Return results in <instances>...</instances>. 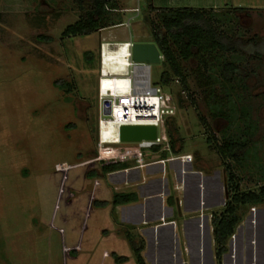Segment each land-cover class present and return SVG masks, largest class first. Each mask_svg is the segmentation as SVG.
I'll return each instance as SVG.
<instances>
[{
  "label": "rangeland",
  "instance_id": "rangeland-1",
  "mask_svg": "<svg viewBox=\"0 0 264 264\" xmlns=\"http://www.w3.org/2000/svg\"><path fill=\"white\" fill-rule=\"evenodd\" d=\"M257 1L234 0L245 6ZM150 4L111 0L106 22L119 23L64 36L65 27L79 18L73 0H0V264H139L129 240L142 247L144 264H264V204L238 208L240 220L220 257L211 225L212 214L228 199L226 165L242 191L264 188V55L195 53L193 63L180 60L188 90L175 77L161 84L168 69L162 56L150 65L149 77L180 102L171 124L165 123L179 152L172 151L167 135L168 150L166 143L151 156L153 148L142 150L141 161L135 156L102 160L99 154L100 44L150 38L152 29L161 27V7ZM176 4L197 6L198 0ZM256 13L238 20L234 12L215 26L228 35H236L238 27L247 32L244 37L262 40ZM86 51L93 53L91 61ZM229 61L243 72L224 84L219 71ZM224 137L247 140V153H238L243 159L223 160L218 147ZM184 154L192 156L191 163L166 160ZM157 158L164 162L149 170L160 177L165 169L161 186L148 180L137 186V169L106 174L101 169L103 162L120 161L144 171L149 159ZM132 191L139 202L146 192L154 198L142 207L113 202L114 194ZM139 216L150 221L139 223ZM160 223L167 225L159 228Z\"/></svg>",
  "mask_w": 264,
  "mask_h": 264
},
{
  "label": "trees",
  "instance_id": "trees-1",
  "mask_svg": "<svg viewBox=\"0 0 264 264\" xmlns=\"http://www.w3.org/2000/svg\"><path fill=\"white\" fill-rule=\"evenodd\" d=\"M80 9L78 20L65 27L63 30L64 36L70 35H89L100 28L107 25L116 24L119 22L108 24L106 22L109 18L108 4L111 0H73ZM151 0H147V2ZM149 8L154 7L150 4ZM160 10V9H159ZM243 7H235L233 9H226L224 13H218L212 8H192V7H163L159 13V21L161 27L153 28L150 32V38L140 40L138 42H154L163 56V66L165 69L160 77L162 85H168L172 77L178 79L183 90H188L186 76L183 74L180 60L190 61L194 60V54L201 55L203 52H233L245 54L250 58H260L264 55V41L258 40L255 37H244L247 32L243 29L236 28L234 31L236 35H228L217 30L215 23L220 22L222 17L230 20L231 13L237 11H244ZM236 19V16H234ZM239 32V33H238ZM241 33V35H240ZM243 33V34H242ZM84 57L87 61L93 59V53L86 51ZM203 67H208L205 59L199 60ZM193 63V62H192ZM242 69L233 62H223L219 76L224 84H231L236 78L237 74L242 73ZM208 78V77H207ZM176 100V105H180ZM244 109H242L243 111ZM218 114H221L219 111ZM201 117V116H200ZM172 117L166 119L169 126ZM250 125H248L249 127ZM167 135L170 139V147L174 153L179 150L175 149V139L173 132L167 128ZM218 147V150L224 159H232L239 161L238 153L245 149L246 139H225ZM210 142V139H207ZM246 147V148H245ZM153 150H158L159 146H153ZM124 162L115 161L102 164V172L109 173L126 168ZM227 168V194L228 199L225 206L220 213L212 214V235L216 243V254L220 257L226 252V245L230 237L233 235L236 225L240 220L237 213L239 207L244 205L259 206L264 204V188L260 187L259 191H242L239 186L237 175L233 169L226 165ZM136 200L134 193L122 194L116 193L113 196L115 204L128 203ZM169 204L173 203V198L168 197ZM129 243L136 255L139 264H144L140 253L142 247H139L133 240Z\"/></svg>",
  "mask_w": 264,
  "mask_h": 264
},
{
  "label": "built area",
  "instance_id": "built-area-1",
  "mask_svg": "<svg viewBox=\"0 0 264 264\" xmlns=\"http://www.w3.org/2000/svg\"><path fill=\"white\" fill-rule=\"evenodd\" d=\"M130 42V47H131ZM103 45V41L101 43ZM130 58V56H129ZM162 58V55H161ZM145 65L136 64L131 62L129 69V89L127 92H120L117 95L111 96V91L107 90L106 94L101 96L103 99V112L104 109L110 110L109 114L103 113V118H110L111 111H114V107H120L122 113L125 116V120L120 125H154L156 127V138L154 140H144L135 144L134 147L121 148L122 142L117 144H104V149H111L116 152L117 157H138L141 161L142 150L150 149L153 146H161L166 143L165 149L168 150L167 135L165 133V123L168 117L175 115L176 99L170 94L164 92L158 85H152L149 77L148 79L143 75L140 68ZM143 103V105H141ZM132 114V116H130ZM127 117H130L128 119ZM127 118V119H126ZM137 119V121H136ZM160 148V149H161ZM116 158V157H115ZM102 160H104L102 158ZM107 160V159H105ZM167 161L178 160L181 163H189L192 161L190 154L170 156ZM164 160H160V163Z\"/></svg>",
  "mask_w": 264,
  "mask_h": 264
},
{
  "label": "bare ground",
  "instance_id": "bare-ground-1",
  "mask_svg": "<svg viewBox=\"0 0 264 264\" xmlns=\"http://www.w3.org/2000/svg\"><path fill=\"white\" fill-rule=\"evenodd\" d=\"M100 76L99 95L103 96L107 90L111 91V96L120 92H127L129 89V69L131 65L130 40H104L100 44ZM121 52V53H120ZM126 52V55H125ZM120 53V54H119ZM119 54V55H118ZM141 72L148 79V69L143 66ZM142 102L141 105H143ZM120 107H114L111 117L100 118L98 122L99 154L103 159H113L118 154L111 149H104V144H117L120 142L118 127L125 120V116ZM132 116V114L130 115ZM130 119V117H127ZM126 118V119H127ZM137 121V119H136Z\"/></svg>",
  "mask_w": 264,
  "mask_h": 264
},
{
  "label": "crops",
  "instance_id": "crops-1",
  "mask_svg": "<svg viewBox=\"0 0 264 264\" xmlns=\"http://www.w3.org/2000/svg\"><path fill=\"white\" fill-rule=\"evenodd\" d=\"M180 0H151L150 1V3H151V5L152 6H157V7H161V8H163V7H182V6H177V2H179ZM228 3H231V5L229 6V7H226L225 5H227ZM257 3L258 4H256L255 6H245V5H241V4H235V2H234V0H198V4H196L197 6H183V7H192V8H212L213 10H215L216 11V9H221V8H226V9H233V8H235V7H243L245 10L244 11H237V12H235L236 13V15H237V17H238V20H240V19H242V18H244V17H247L248 16V14L247 13H256V15L258 16V18L261 20V22H262V25H263V31H264V0H258L257 1ZM124 39H126V38H123V40ZM264 38H262V40H263ZM150 68V67H149ZM159 151H160V148H158V150H152V151H150L149 152V154H150V156L151 155H153V154H156V153H159ZM161 159H163V158H157V159H152V160H150L149 159V162H147V168L146 169H144V171L143 170H141L140 169V167H129L128 165H127V167L126 168H124V169H121V170H117L118 171V173H122V172H128L129 170H133V169H137L138 171V175H140L141 176V178H140V182H138L139 184L137 185V186H142L143 185V187H145L146 186V184H147V181L146 180H148L149 182H151L150 184H156L157 182H158V184L160 183V185L159 186H161V181H163V179H164V177H165V175H164V173H165V169H162V168H160L161 170H159L160 172L161 171H164V173L162 174V175H160V177H156L155 175H153V173H157V174H159L158 173V171H152V170H149V169H151L152 168V166H154V165H158V164H161L160 163V160ZM192 162V161H191ZM191 162H189V163H191ZM150 166H151V168H150ZM133 168V169H132ZM197 172H199V171H197ZM194 173H196V172H194ZM145 174L147 175V176H150V177H148V178H146L145 177ZM164 176V177H163ZM150 178V179H149ZM153 182V183H152ZM163 186V185H162ZM175 188H176V186H175ZM146 189V188H145ZM161 189V188H160ZM162 190V189H161ZM160 190V191H161ZM132 192H134V194L136 195V200H134V201H131V202H128V203H120V205L122 206V205H124L125 207H127L128 205H130V206H132V205H138V206H141L142 207V204H145V201L147 200L146 198H154V197H152L150 194H148L147 192H146V195H148L146 198H144V203L143 202H139V201H137V199H138V194L139 193H137V191H132ZM159 197H161V195L159 194L158 195ZM167 201V200H166ZM139 202V203H138ZM174 204V200H173V203L172 204H170V206H172ZM142 209V208H141ZM145 210H146V208H145ZM164 211V210H163ZM142 212V211H141ZM140 217V216H139ZM138 217V218H139ZM129 222H134V220L133 219H129L128 220ZM147 221H150V220H146V219H144V218H142V217H140L139 219H138V222L139 223H146ZM167 224H162V223H160V224H158L157 226L159 227V228H162V227H164V226H166ZM140 230H142L141 228H140Z\"/></svg>",
  "mask_w": 264,
  "mask_h": 264
},
{
  "label": "water",
  "instance_id": "water-1",
  "mask_svg": "<svg viewBox=\"0 0 264 264\" xmlns=\"http://www.w3.org/2000/svg\"><path fill=\"white\" fill-rule=\"evenodd\" d=\"M131 62L150 67L161 61V53L154 42H132L130 47ZM109 114L108 108L104 109ZM154 125H119L118 135L122 143H137L140 141L154 140L156 138Z\"/></svg>",
  "mask_w": 264,
  "mask_h": 264
},
{
  "label": "clouds",
  "instance_id": "clouds-1",
  "mask_svg": "<svg viewBox=\"0 0 264 264\" xmlns=\"http://www.w3.org/2000/svg\"><path fill=\"white\" fill-rule=\"evenodd\" d=\"M130 57H131V54H130Z\"/></svg>",
  "mask_w": 264,
  "mask_h": 264
}]
</instances>
